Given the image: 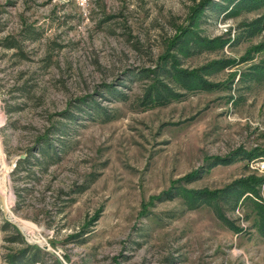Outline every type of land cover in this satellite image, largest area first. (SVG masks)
<instances>
[{"label": "rangeland", "instance_id": "374dc122", "mask_svg": "<svg viewBox=\"0 0 264 264\" xmlns=\"http://www.w3.org/2000/svg\"><path fill=\"white\" fill-rule=\"evenodd\" d=\"M232 4L0 0V264H264V180L232 187L264 179V7Z\"/></svg>", "mask_w": 264, "mask_h": 264}, {"label": "trees", "instance_id": "16d2710c", "mask_svg": "<svg viewBox=\"0 0 264 264\" xmlns=\"http://www.w3.org/2000/svg\"><path fill=\"white\" fill-rule=\"evenodd\" d=\"M207 1L209 2L211 0H207ZM224 1H227L228 3H230V2L233 3L232 7L227 11V14L236 13L240 9H243V8L247 9V10H251V9L264 7V0H224ZM227 7H228V5L226 6V8ZM263 18H264V16L258 17V19H256L253 22V25L258 26L259 22H261ZM223 40L224 39H222V38H217V39L209 40L208 43H214L215 45H218L220 47L225 42ZM10 44L8 46H10ZM12 45H13V43H12ZM253 71H254L255 75H264V63H260V64L256 65L255 67H253ZM247 75H249V74L247 73ZM243 153H245L249 157L257 156L259 154H264V149L258 148V149H254V150L249 151V152L243 151ZM262 180H264V179L263 178H256V179H251V180L250 179H248V180L247 179H241V180H238L236 183H234L232 185V187H234L236 191L238 190L239 196L240 195L242 196L243 194H245L247 192L254 194L256 192L255 189L257 188V186L260 185ZM244 200H246V201L251 200L252 201V203L254 204L256 212L260 216L259 229L260 228L264 229V202H260V201H257L255 199H252L251 197H249V195H246ZM28 247H29L30 252L32 251L30 257H26L25 251L27 249H24L17 254L9 255V257L7 258V264H34L35 261L40 262L39 261L40 258L38 256L39 252L41 251L40 248L37 246H29V245L27 246V248ZM31 249H33V250H31Z\"/></svg>", "mask_w": 264, "mask_h": 264}, {"label": "built area", "instance_id": "2783aa9c", "mask_svg": "<svg viewBox=\"0 0 264 264\" xmlns=\"http://www.w3.org/2000/svg\"><path fill=\"white\" fill-rule=\"evenodd\" d=\"M69 1H74L75 4L82 10V11H85L88 6H89V3L91 0H60V2H69Z\"/></svg>", "mask_w": 264, "mask_h": 264}]
</instances>
